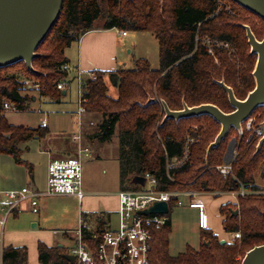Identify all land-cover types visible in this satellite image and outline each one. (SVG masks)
<instances>
[{"label": "trees", "instance_id": "16d2710c", "mask_svg": "<svg viewBox=\"0 0 264 264\" xmlns=\"http://www.w3.org/2000/svg\"><path fill=\"white\" fill-rule=\"evenodd\" d=\"M244 26L256 40L263 39L264 20L231 0H63L54 28L31 62L34 71L23 62L0 68V154L23 164L19 145L46 136L44 127L9 124L3 106L8 103L15 112H25L37 99L59 103L63 92L56 89V83L67 75L61 69L68 64L64 52L84 34L93 30L152 33L158 45V69L140 59L132 69L92 71L94 80L84 78L86 111L100 119L93 137L111 142L116 133L123 187L126 180L148 173L163 192L220 196L241 186L249 191L251 194L239 199L238 216L232 215L228 203L218 208L224 232H239V240L221 245L216 235L202 230L198 249L186 247L172 256L169 222L155 234L148 256V264H241L248 251L264 245V185L255 182L257 176L264 182V144L257 151V141L249 140V133L239 139L231 128L207 154L220 124L208 115L163 121L161 102L170 111L210 104L223 113L233 112L222 84L237 100H244L254 89L256 56L250 53ZM105 78L117 90L115 99L107 94ZM24 81L36 83L38 88H29ZM32 92L36 95H30ZM251 115L261 122L264 106ZM188 138L193 142L188 145L186 161L171 165L184 156ZM233 138L237 155L232 175L223 178L215 168L223 163ZM27 167L31 173V165ZM174 205L172 199L169 212ZM107 218L105 214L95 218L97 233L105 230ZM63 254H68L64 247L37 245L39 264H72ZM27 260L26 247L0 248V264H27Z\"/></svg>", "mask_w": 264, "mask_h": 264}, {"label": "built area", "instance_id": "2783aa9c", "mask_svg": "<svg viewBox=\"0 0 264 264\" xmlns=\"http://www.w3.org/2000/svg\"><path fill=\"white\" fill-rule=\"evenodd\" d=\"M122 36L126 32L116 30ZM206 44L209 42L205 41ZM209 47V46H208ZM212 54L211 49L208 50ZM62 71L67 75L56 83L58 91H66L69 83L76 81L77 83V125L79 130L82 127L81 117L87 113L85 105L87 99L84 97L83 81L85 77L94 80L95 74L90 72L84 74L78 68H73L68 64L62 66ZM23 84L29 88H38L36 83L24 81ZM4 111H14V108L5 103ZM94 126L93 122L88 123ZM42 127H46V123L42 122ZM249 133V140L255 139L258 142L264 139V119L256 122V117L250 115L237 130L240 139L244 133ZM76 145V153L73 157L65 159L51 160L47 165L46 188L39 192L31 187H22L18 191H11L4 194L8 203L5 207H1L2 217L0 218L1 229L4 226L5 219L18 211L23 203L29 205L32 213L39 211L38 199L48 195H72L77 199L83 198L82 192V160L90 155V150L81 143L80 132L73 137ZM193 139L188 138L185 146L184 156L180 159L173 160L171 165L181 166L187 159L188 145ZM237 146V143H236ZM236 146L233 151L228 154V162H224L215 169L223 178L232 175V164L235 161L237 150ZM257 146V145H256ZM144 186L137 190H122L117 194L118 208L117 221L113 227L105 228L99 234L91 227L83 217H79L78 228L75 231L67 232L71 236L73 246L69 255L74 256L77 264H148V256L152 249V243L155 234L162 230L170 222L168 215V203L175 199L174 206H187L189 209L196 211L197 228L200 231L209 230V217L206 206L201 200L199 193H170L157 190V181L148 173ZM231 199L228 204L234 209L238 208L240 198H244L251 194L242 186L238 191L225 193ZM222 195V194H221ZM185 200V202L183 201ZM155 202H164L167 204L168 212L166 214L152 213L148 215L141 214L142 211L152 206ZM2 234V233H1ZM230 243L240 239V233H231Z\"/></svg>", "mask_w": 264, "mask_h": 264}, {"label": "rangeland", "instance_id": "374dc122", "mask_svg": "<svg viewBox=\"0 0 264 264\" xmlns=\"http://www.w3.org/2000/svg\"><path fill=\"white\" fill-rule=\"evenodd\" d=\"M99 25L100 23L98 22L96 26ZM131 33L132 36L135 35L136 41H134V43H130L123 53L124 57L126 58V68H134L135 62L140 57H144L147 58L148 64L151 69H158L159 58L157 43L152 40L151 42H149L148 40H146V38H143L142 35H144L143 33L145 32ZM105 84L108 88V96L115 99L116 89L111 86L107 78H105ZM30 95L35 96L36 93L32 92L30 93ZM77 108V83L76 81H72L71 83H69L67 95L63 97L61 103L42 102L37 99V101H31V103H29L27 111H7L5 113V116L10 124H14L16 126L23 125L35 128L38 125H41L42 121H45L49 125L50 134L58 135L57 133H54L57 132V130H53L52 125L57 121L58 118L64 117L65 127L72 128L73 121H75L78 132V117L75 114ZM69 110L71 112L73 111L72 115L68 113ZM93 118L95 119V123H93L98 124V122L100 121L99 116H93ZM81 121H83L82 117ZM83 124L84 123L82 122V126L85 125ZM117 139L118 137L115 133L111 140V143L113 144L117 142ZM97 142L100 144L108 143L105 147L106 151H103V155H98L94 146H92L91 149L88 148L90 150V155L83 160V172L88 173V175H90V177L94 180V183H106L108 184L107 188H114L118 191L137 190L138 188L142 187L133 184L131 180V182H128L129 179L122 183L125 186L123 187L120 182L121 167L119 164V147L116 148L118 149L117 151L112 145L109 144V142H101L99 140ZM95 145L97 144L95 143ZM50 146L51 143L47 144L45 139H34L25 144L19 145L21 150H23L21 160L25 162L19 165L15 164L10 156L0 154V208L5 207L8 203L7 198L4 196L5 193L18 191L22 186L26 187L29 184L32 185V177L34 180L33 184L36 185L39 191H43L45 189V161L47 157L46 152L48 149H50ZM27 165H31V173ZM103 169L107 171L106 174L102 172ZM255 182L259 186L264 185V182L259 180L258 176L255 179ZM115 185L116 187H114ZM201 200L206 206V211L209 217V231H213L215 235H217L221 240L230 243L231 237L224 232L222 227L223 219L218 211L220 205L228 203L230 201L229 196L226 194H220V196L203 194L201 195ZM183 201L185 202V200ZM45 203L54 208L55 206L62 205L64 201L62 199L51 198L49 196H43L38 199V207H41V205ZM72 204V202L65 201V205ZM49 215L52 216L51 220L46 222L45 225L41 221L43 217H45L42 212L33 214L32 212L22 210L15 217H13L12 215L8 216L5 222V226L2 229L0 227V231L2 230L3 232L2 234H0V240H3L4 245L27 244V264H39L37 256L35 254V247H33L31 245V241H29L34 235L33 233L43 231L45 233L43 235L44 240L50 239L52 241V244H55V242L58 241L63 245L64 248L66 246L68 247V245L70 244L69 241L61 239V235L59 233L60 231H57L58 235H54V233H52L53 229L58 228L56 227L58 226V224L64 223L55 222L57 221V215L55 211H50ZM1 216L2 212L0 211V217ZM169 217L171 221V230L169 234L170 254L172 256H176L180 253H183L186 247H191L195 250L198 249L201 243V231L197 228L196 211L189 209L187 206H174L169 212ZM116 221V216H112L111 226L114 227L116 225ZM70 223V219H65V228H70L76 225L75 221L71 223V226L68 225ZM65 235L69 236L67 232ZM218 237L217 239L219 240Z\"/></svg>", "mask_w": 264, "mask_h": 264}, {"label": "crops", "instance_id": "0c3cea01", "mask_svg": "<svg viewBox=\"0 0 264 264\" xmlns=\"http://www.w3.org/2000/svg\"><path fill=\"white\" fill-rule=\"evenodd\" d=\"M143 34L144 35H142V37L146 38V40H148L149 42H151L152 40L157 43V40L152 33L145 32ZM134 41H136L135 35L132 36L131 32H126V35L122 36L119 33H117L116 30H110V31L93 30V31H90L84 34L77 43H74L69 48H67L64 52V56L68 60V65H70L73 68H78L84 74L90 73L92 71L114 72L121 68H126V58L124 57L123 53L125 52L126 47L130 43H134ZM140 59L147 60V58H144V57H140L138 60ZM67 92H68V88L64 92L65 94H63V97L67 95ZM116 96H117V90H116ZM62 99L60 100L59 103H61ZM38 100L42 102L55 103L50 99H38ZM72 112L70 110L68 111V113H70L71 115H72ZM93 116H94L93 114L88 113V112L82 115V120H83L82 122L85 125L83 124L84 126H82V129L80 130L78 129V132H77L75 121H73L72 128H68V127H65V124H64L65 117L58 118L57 121L52 125V129L57 130V132H54V133H57L58 135L50 134L49 125L45 121H42L46 123V127H44V129L47 130V134L44 138H42V140L45 139L47 144L51 143L50 149H48L46 152L47 157L45 161L46 163L45 188H46L48 163L54 159H65L68 157H73L76 153L75 152L76 145L73 141V137L77 135L79 132L81 135L82 145H85L86 147L90 149L92 148V146H94L96 148V152L98 153V155L100 154L103 155V151H106L105 147L107 146L106 144L108 143L100 144L97 142L98 141L97 138L93 137L96 131V127H95L96 124L94 125V127H90L88 125V122L95 121ZM42 122H41V125H38L35 128L42 127ZM11 125L16 126L14 124H11ZM18 126H23V125H18ZM23 127L34 128V127H28V126H23ZM117 142L113 144L109 142V144L112 145L116 149L118 148ZM95 143L97 145H95ZM116 150L118 151V149ZM83 160H82L83 198L79 200L77 199V197L72 196V195H68V196L67 195H48L51 198L62 199L64 203L62 205L55 206L54 208L50 207L46 203L42 204L41 207L40 206L38 207L39 208L38 213L42 212L45 216L41 220L42 223H44V225L46 222L51 220L52 216L49 215L50 211L56 212L57 221L55 222L64 223V224H58V226H56L58 228L53 229L52 233H54V235H58L57 231H60L59 233L61 235V239L69 241L70 244L68 245V247L67 246L65 247L68 250V254L70 253V250L73 246V242L71 240V236L70 235L68 236L65 234L66 232L75 231L78 228L80 216H82L84 221H86V223H88L95 230H96V227L98 226V224L95 223V218H97L101 214L108 215V218L106 220L107 222L106 228L111 227L112 216L114 217L116 216V220H117V215H116L117 208H118L117 194L120 191L114 188L113 189L107 188L108 184L106 183H103V184L94 183V180L90 177V175H88V173L83 172ZM102 172L104 174L107 173L105 169H103ZM31 181H32L31 184L33 186L29 184L26 187H31L39 191L36 185L33 184L34 182L33 177L31 178ZM22 187H25V186H22ZM114 187H116V185ZM39 192H42V191H39ZM65 201L72 202L73 204L65 205ZM22 210L31 212L29 205L26 203H23L18 209V211L14 212L12 216L13 217L17 216V214ZM232 210H234V208H232ZM6 219H5V222H6ZM65 219H70L71 223L75 221L76 225L70 228H65ZM55 222H54V225H55ZM71 223L68 225L71 226L72 225ZM4 226H5V223H4ZM211 232L215 235L213 231ZM1 233H3L2 230L0 231V234ZM33 234L34 235L31 237L29 241H31V245L35 247V251H36L35 254L37 256V259H38L37 245L39 242L43 243L47 247H55V246L63 247V245L60 244L58 241H56L55 244H52V241L50 239L44 240L43 235L45 233L43 231H38ZM216 237L218 236L216 235ZM219 241H221L220 238H219ZM7 246L26 247V248L28 247L27 244H19V245L5 244L4 245L3 240L2 241L0 240V248L7 247Z\"/></svg>", "mask_w": 264, "mask_h": 264}, {"label": "water", "instance_id": "95a60500", "mask_svg": "<svg viewBox=\"0 0 264 264\" xmlns=\"http://www.w3.org/2000/svg\"><path fill=\"white\" fill-rule=\"evenodd\" d=\"M231 1L264 20V0ZM62 4L63 0H0V68L23 62L29 71H34L31 62L38 56L36 50L54 28ZM244 29L250 53L256 56L252 72L254 89L244 100H237L232 90L222 84L227 93L228 102L234 109L233 112L223 113L216 106L210 104L192 108L184 105L181 111H170L167 105L161 102L164 111L163 121L167 119L178 121L179 119L208 115L220 124V132L214 142L208 146L207 154L220 143L231 128L239 130L241 124L257 108L264 106V38L258 41L247 26H244ZM64 92L63 94H65ZM236 143L234 138L229 142L223 158L224 162H228V154L233 151ZM263 144L264 139H261L256 150L258 151ZM132 182L135 185L144 186L145 179L137 176ZM167 212L166 203L155 202L141 214H166ZM238 213L237 209L232 210V215L238 216ZM219 243L226 244L223 240ZM62 257L72 264L75 262L72 255L63 254ZM241 264H264V245L256 246L248 251Z\"/></svg>", "mask_w": 264, "mask_h": 264}]
</instances>
